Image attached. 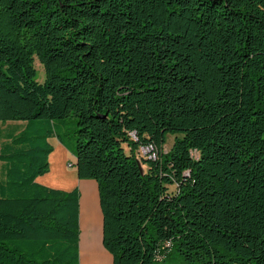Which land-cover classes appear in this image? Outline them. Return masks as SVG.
I'll return each mask as SVG.
<instances>
[{"label": "trees", "instance_id": "trees-1", "mask_svg": "<svg viewBox=\"0 0 264 264\" xmlns=\"http://www.w3.org/2000/svg\"><path fill=\"white\" fill-rule=\"evenodd\" d=\"M0 121V264H80L52 136L112 264H264V0H0Z\"/></svg>", "mask_w": 264, "mask_h": 264}, {"label": "crops", "instance_id": "crops-1", "mask_svg": "<svg viewBox=\"0 0 264 264\" xmlns=\"http://www.w3.org/2000/svg\"><path fill=\"white\" fill-rule=\"evenodd\" d=\"M25 121H0V144L9 140L12 135L17 134L25 127ZM53 149L65 155V159L76 162L75 156L67 150L55 136L49 139ZM49 154L48 160L50 159ZM50 167V164H49ZM3 169V166H2ZM76 173V167H74ZM46 174L38 176L37 182L52 187L51 182L41 181ZM48 181V180H47ZM63 190H71L77 187L79 190L78 201V254L80 264H112L111 253L102 243V212L99 203L98 186L94 179H80L76 177L73 181L63 179ZM55 187V186H54Z\"/></svg>", "mask_w": 264, "mask_h": 264}, {"label": "rangeland", "instance_id": "rangeland-1", "mask_svg": "<svg viewBox=\"0 0 264 264\" xmlns=\"http://www.w3.org/2000/svg\"><path fill=\"white\" fill-rule=\"evenodd\" d=\"M34 66H35L36 73H37L36 80L39 82H43L45 78L44 68L37 58H35L34 60ZM75 127H76L75 117L70 116L67 119V123L64 128L65 134L63 136V138L69 143H73V131ZM175 136L176 135L174 134L168 135L167 143L165 145L166 151L170 150L174 142ZM124 147H125V150L128 151V148L125 145ZM149 153L150 152L146 149H140L136 155L139 158H141V157L148 156ZM65 158H66L65 155L60 154L59 150L53 149L51 152L50 159L48 160L50 164L49 174H46L45 177L41 181L51 182L55 186V187L52 186L53 188H59V189H61V187L59 186H64L62 183L63 179L66 181H73L77 177V174L74 172V167H75L73 165L74 162L71 159H65ZM143 167L145 166L143 165ZM176 189H177L176 184L169 186L170 192H175ZM177 263L185 264L183 261H177Z\"/></svg>", "mask_w": 264, "mask_h": 264}, {"label": "built area", "instance_id": "built-area-1", "mask_svg": "<svg viewBox=\"0 0 264 264\" xmlns=\"http://www.w3.org/2000/svg\"><path fill=\"white\" fill-rule=\"evenodd\" d=\"M70 165H72V164H70ZM73 165H74V163H73Z\"/></svg>", "mask_w": 264, "mask_h": 264}]
</instances>
